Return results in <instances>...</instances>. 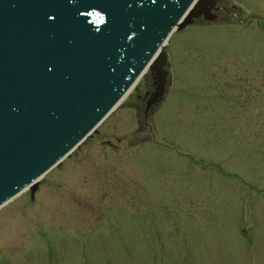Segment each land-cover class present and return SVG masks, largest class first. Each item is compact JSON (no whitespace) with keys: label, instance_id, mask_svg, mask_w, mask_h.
<instances>
[{"label":"rangeland","instance_id":"374dc122","mask_svg":"<svg viewBox=\"0 0 264 264\" xmlns=\"http://www.w3.org/2000/svg\"><path fill=\"white\" fill-rule=\"evenodd\" d=\"M217 5L172 35L153 116L146 74L0 208V264H264V0Z\"/></svg>","mask_w":264,"mask_h":264},{"label":"water","instance_id":"95a60500","mask_svg":"<svg viewBox=\"0 0 264 264\" xmlns=\"http://www.w3.org/2000/svg\"><path fill=\"white\" fill-rule=\"evenodd\" d=\"M218 0H0V205L73 150L149 66L164 95V44Z\"/></svg>","mask_w":264,"mask_h":264}]
</instances>
